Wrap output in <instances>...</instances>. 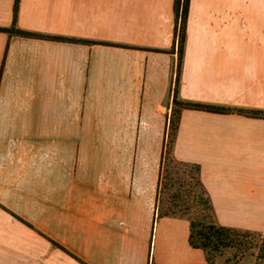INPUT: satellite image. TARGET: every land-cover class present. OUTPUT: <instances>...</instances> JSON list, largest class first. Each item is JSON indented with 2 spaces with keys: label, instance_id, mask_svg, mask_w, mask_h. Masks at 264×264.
Returning <instances> with one entry per match:
<instances>
[{
  "label": "crops",
  "instance_id": "0c3cea01",
  "mask_svg": "<svg viewBox=\"0 0 264 264\" xmlns=\"http://www.w3.org/2000/svg\"><path fill=\"white\" fill-rule=\"evenodd\" d=\"M173 3L0 0V29L44 36L0 30V264H208L154 222ZM177 95L264 111V0H190ZM172 154L217 224L264 234V119L182 110Z\"/></svg>",
  "mask_w": 264,
  "mask_h": 264
},
{
  "label": "trees",
  "instance_id": "16d2710c",
  "mask_svg": "<svg viewBox=\"0 0 264 264\" xmlns=\"http://www.w3.org/2000/svg\"><path fill=\"white\" fill-rule=\"evenodd\" d=\"M190 0H174V37L173 50L177 53L176 78L172 89L171 112L159 163V174L154 204V222L161 218L185 215L189 223L188 244L192 249L205 254L208 264H214L216 257H222L232 251L228 261L237 264L246 256H253L255 264H264V234L239 230L216 223L214 209L207 191L201 181V169L198 164L174 159L173 146L182 110L203 111L215 114H239L251 118L264 119V111L252 109H233L229 107L207 105L182 101L178 98L177 87L181 60L186 38V25ZM17 0L14 8V20ZM9 35L20 37H44L19 30L13 24L10 28L0 29ZM58 41H71L59 37H45ZM166 196V199H164ZM195 210H198L195 214Z\"/></svg>",
  "mask_w": 264,
  "mask_h": 264
},
{
  "label": "rangeland",
  "instance_id": "374dc122",
  "mask_svg": "<svg viewBox=\"0 0 264 264\" xmlns=\"http://www.w3.org/2000/svg\"><path fill=\"white\" fill-rule=\"evenodd\" d=\"M164 199H166V196H164ZM197 211L198 210H195L194 214ZM173 218L188 222L187 217L185 215H182V214H178V215H176ZM232 253H233L232 251H228L227 253H225L224 256H222V257H216L214 259V264H232V263H230L228 261V259H231ZM254 263H255V260H254V257L253 256H246L242 261H240L237 264H254Z\"/></svg>",
  "mask_w": 264,
  "mask_h": 264
}]
</instances>
